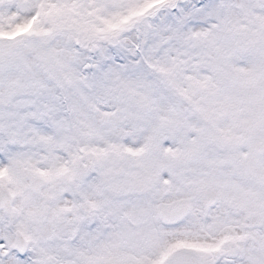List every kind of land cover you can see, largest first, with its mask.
I'll return each mask as SVG.
<instances>
[{"label":"snow or ice","instance_id":"snow-or-ice-1","mask_svg":"<svg viewBox=\"0 0 264 264\" xmlns=\"http://www.w3.org/2000/svg\"><path fill=\"white\" fill-rule=\"evenodd\" d=\"M0 264H264V0H0Z\"/></svg>","mask_w":264,"mask_h":264}]
</instances>
